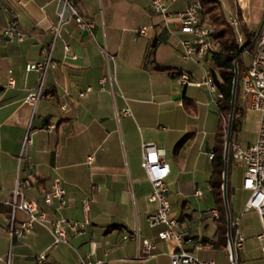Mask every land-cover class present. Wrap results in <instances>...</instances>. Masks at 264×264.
Here are the masks:
<instances>
[{
  "label": "crops",
  "instance_id": "1",
  "mask_svg": "<svg viewBox=\"0 0 264 264\" xmlns=\"http://www.w3.org/2000/svg\"><path fill=\"white\" fill-rule=\"evenodd\" d=\"M220 1L226 13H233L231 0ZM232 3L239 7L245 28L258 31L264 0ZM57 4L58 0H0V263L9 258L10 264H32L31 256L43 252V264H80L87 255L107 264H169L168 253L176 244L157 238L163 226L150 228L146 222L156 206L148 200L151 187L141 167L142 144L151 142L163 149L169 167L165 182L170 216L190 240L183 248L215 264H230L227 247L216 243V219L202 214L211 208L218 211L209 185L210 155L218 126L225 121L217 105L220 93L212 77L216 67L211 54L184 59L180 40L188 35L173 22L167 26L149 0H74L93 29L83 34L73 19L60 29L53 49L56 67L44 82L46 96L31 106L24 99L37 73H26L25 65L38 61L41 48L53 41ZM183 5L177 0L171 11ZM10 11L17 14L25 33L22 42L2 34ZM143 26L148 28L146 35L137 36ZM248 63L249 56L243 59V71ZM206 71L213 91L205 83ZM180 72L189 74L193 84H177ZM238 104L241 122L249 108L243 93ZM125 108L129 114L123 113ZM258 120L259 114L250 136L234 143L243 147L253 142ZM26 137L30 144H24ZM227 159L240 172V178L231 181L227 160V243L228 234L233 238L241 231L244 242L236 252L237 264H264V250L256 241L257 212L244 209L250 192L241 187L243 166ZM28 177L35 182L23 196L36 201L49 218L81 221L86 215L89 224L83 235H70L67 244L55 247L40 224L25 237L11 235V226L27 219L12 210L13 189L16 181ZM54 177L65 189L67 204L60 210L43 202ZM196 190L202 198L194 196ZM222 205L225 208L224 199ZM144 240L156 246L148 258L140 255Z\"/></svg>",
  "mask_w": 264,
  "mask_h": 264
},
{
  "label": "built area",
  "instance_id": "2",
  "mask_svg": "<svg viewBox=\"0 0 264 264\" xmlns=\"http://www.w3.org/2000/svg\"><path fill=\"white\" fill-rule=\"evenodd\" d=\"M176 1L149 0V6L154 13L163 18L167 26L173 22L177 24L181 33L188 35V38L180 40L182 57L184 59H194L195 57L214 53L217 50V44L210 37L212 27L201 18L202 7L200 0H183V8L178 12H172L170 6ZM72 18L79 31L88 30L90 32L93 29L92 24L86 21L76 9L74 0H58L57 24L54 28L53 41L41 48L38 61L25 65L26 73H37L36 84L27 90L24 99L31 106H35L39 100L46 96L45 78L56 67V62L53 59L54 44L59 36L60 29ZM227 18L230 25L237 31L238 42L243 48L242 54H249V63L240 79L243 97L247 100L249 109L259 114L255 140L243 147L229 142L228 157L243 166L241 187L250 192V197L244 209H252L257 212L260 232L256 235V241L259 247L264 250V25H262L253 42H251L252 38L249 43L244 44L243 38L238 32L237 15L229 11ZM147 30V27H139L136 30V35L145 36ZM2 34L9 41L22 42L25 39V33L19 27L18 16L14 11H10V18L2 29ZM252 43L255 46L249 52L248 48ZM64 48L67 53L70 51L68 45H65ZM76 57V55L71 54L72 59ZM205 78V83L209 89L215 90V85L208 71L205 72ZM175 80L179 85L193 84L189 74L185 72L178 73ZM100 82L102 84L103 80ZM13 85V80L9 79L8 86L13 87ZM80 95H84V93H80ZM123 113L129 114L128 109H123ZM51 128L53 126L48 127L49 130ZM30 143V138L26 137L24 144ZM163 154V149L155 147L151 142L142 144L141 167L144 169L151 187L148 200L156 205L154 211L146 217L147 225L150 228L163 226L157 233V238L165 242L172 241L176 244L175 248L168 253L169 264H215L212 260L201 259L183 248V245L190 243V240L178 229V220L170 216L168 188L165 182L169 174V167L162 158ZM33 182L35 180L32 177L16 181L10 205L13 212L16 210L21 211L26 215L27 219L16 226H11V235L18 238L25 237L33 230L35 224H40L48 229L53 247L58 244H67L70 235H83L86 226L89 224V219L86 215L81 221L62 217L49 218L47 212L40 210L36 201L26 199L23 196V190L31 188ZM194 196L202 198L203 195L201 191L196 190ZM43 202L49 207L54 206L55 210H60L66 206L65 189L59 177L52 179L50 190L43 196ZM88 203L87 198L83 200L85 212L88 210ZM202 214L207 218L217 219L218 217V211L214 208L207 209ZM0 228H3V226L0 225ZM231 241L234 256L230 252L229 243H227L226 247L229 263L234 264V262L237 263L236 252L242 248L244 242L243 233L236 231ZM155 248L153 241L144 240L140 252L141 257L148 258L153 256ZM196 248L200 249L201 244H197ZM31 259L32 264H43L46 260V254L41 252L32 255ZM6 264H10L9 258ZM80 264H107V262L103 259L91 260L89 255H87L80 258Z\"/></svg>",
  "mask_w": 264,
  "mask_h": 264
},
{
  "label": "trees",
  "instance_id": "3",
  "mask_svg": "<svg viewBox=\"0 0 264 264\" xmlns=\"http://www.w3.org/2000/svg\"><path fill=\"white\" fill-rule=\"evenodd\" d=\"M231 8L233 12L237 15L238 18V32L242 34L244 44H247L251 41L254 36V32L248 31L244 22L241 18L239 10L233 5L232 0ZM201 3V18L206 21L211 27L212 31L210 34L211 39L216 41L217 50L214 53H211L210 59L216 67V73L212 71V77L216 87L220 93V98L217 101V105L220 109V112L224 116H228L230 111V100H231V90H232V81L234 76V60L242 49V46L237 39V31L230 25L228 22L227 14L223 10L222 3L220 0H200ZM254 43L250 45L248 51H252L254 48ZM242 56V55H241ZM239 56L237 59V69H238V78L236 83V91L233 105V116L231 123V131L236 128L240 123L239 117L236 116L239 113V116L242 115V110L239 107L238 100V83L240 82L241 77L239 76L242 57ZM218 76V77H217ZM224 132L223 125L220 122L216 135L215 143L213 146V155L211 159V173L209 177V185L211 192L219 204L218 206V217L216 219V234L217 240L216 243L218 246L226 247L227 245V220L225 208L222 205V173L224 168L223 160V147H224ZM230 159L228 160L229 166Z\"/></svg>",
  "mask_w": 264,
  "mask_h": 264
},
{
  "label": "rangeland",
  "instance_id": "4",
  "mask_svg": "<svg viewBox=\"0 0 264 264\" xmlns=\"http://www.w3.org/2000/svg\"><path fill=\"white\" fill-rule=\"evenodd\" d=\"M237 8L239 10V7H237ZM226 14L228 15V13H226ZM256 31H257V29L255 30V33H256ZM241 37H242V34H241ZM241 55L240 56L242 57L241 58L242 59V64H241V68H240V72H239V76L240 77H241V75L243 73V59L248 58L249 54L246 53V54H241ZM237 72H238V69H237ZM237 78H238V74H237ZM238 86H239L238 94H239V99H240V97L242 95L241 83L240 82L238 83ZM257 117H258L257 112L247 108V110L245 112V115H244V118L241 119V122L232 131L230 129L229 142L231 141V143H234L235 141L238 140L239 142L242 143L248 136H250V134L254 131L255 122H256ZM227 127H228V116H225V121H224V124H223V132H224V139L225 140H226V137H227ZM225 140H224V142H225ZM239 178H240L239 170L235 169L233 164L230 162L229 179L231 181H236ZM0 264H3V262H1Z\"/></svg>",
  "mask_w": 264,
  "mask_h": 264
},
{
  "label": "water",
  "instance_id": "5",
  "mask_svg": "<svg viewBox=\"0 0 264 264\" xmlns=\"http://www.w3.org/2000/svg\"><path fill=\"white\" fill-rule=\"evenodd\" d=\"M262 25H264V18H262V21L260 23V26L258 28V31L256 32V34L254 35L253 39L251 42L254 41V39L256 38V36L258 35L260 29L262 28ZM88 30H83V34H87ZM243 48L241 49V51L239 52V54L237 55L236 59L234 60V76H233V81H232V90H231V100H230V111H229V115H228V127H227V137L226 140L224 142V151H223V160H224V168H223V173H222V195H223V199H224V203H225V210H226V216H227V226L229 228L230 226V219H229V211L227 208V202H226V176H227V157H228V144H229V133H230V129H231V123H232V116H233V105H234V98H235V91H236V83H237V59L238 57L242 54ZM228 243H229V247H230V252L232 254V256H234V250L232 247V241L230 238V235L228 234ZM234 264H237L236 262H234Z\"/></svg>",
  "mask_w": 264,
  "mask_h": 264
}]
</instances>
